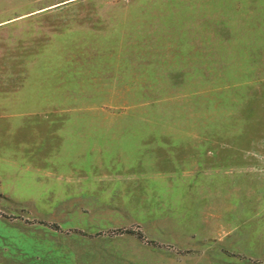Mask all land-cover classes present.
Wrapping results in <instances>:
<instances>
[{
	"label": "rangeland",
	"instance_id": "1",
	"mask_svg": "<svg viewBox=\"0 0 264 264\" xmlns=\"http://www.w3.org/2000/svg\"><path fill=\"white\" fill-rule=\"evenodd\" d=\"M0 264H264V0H0Z\"/></svg>",
	"mask_w": 264,
	"mask_h": 264
}]
</instances>
